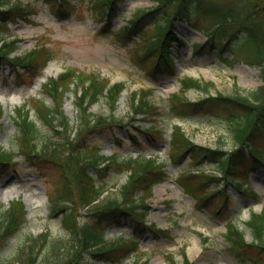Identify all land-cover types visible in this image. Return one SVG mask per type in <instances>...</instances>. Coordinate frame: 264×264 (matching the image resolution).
<instances>
[{"label": "rangeland", "instance_id": "rangeland-1", "mask_svg": "<svg viewBox=\"0 0 264 264\" xmlns=\"http://www.w3.org/2000/svg\"><path fill=\"white\" fill-rule=\"evenodd\" d=\"M10 1L27 3L34 11L26 20L4 24L5 35H9L6 39L18 40L17 49L12 54L23 55L42 46L50 50L51 59L30 84L31 79L23 76V68L9 61L0 63V145L16 150V108L24 102L29 106L28 100L33 97L52 105L51 99L42 91V84L67 67L79 72L82 77L91 74L98 81H121L125 84V90L120 92L115 106H111L102 95L89 107L94 115L115 121H110L111 125L87 128L83 135V150L90 149V146L92 150L98 147L99 154L116 156L118 161L140 156L156 158L164 171L163 179L153 186L151 192L143 195L148 212L137 233H134L135 228L129 218L122 219L119 224H110L104 230L107 241L117 237L122 240L138 238L135 251L120 261L100 264H130L135 257L141 261L146 259L147 264H169L166 255H171L176 264H182L185 255L194 264H249L247 260L236 258L229 250L224 239V223L226 218H231L242 229L244 238L251 240L247 226L249 216L264 209V165L255 162L243 186L254 192V198L250 193L246 197V194L230 186L227 193L234 198L219 213H215L223 202L222 195L205 202L202 194L214 189L207 188L209 183L199 187L197 177H184L185 173L193 171V164L188 163L187 158L172 161L168 155L173 125H179L199 144L224 151L236 147L232 125L220 111L215 108L200 109L178 117L169 109V97L180 92L179 78L183 76H192L210 84V92L214 95H244L259 87L262 84L260 68L241 60L243 47L237 51L240 60H230L228 51L219 53L214 48L194 55L193 46L207 40L210 28L204 19L199 20L197 27L184 19H177L174 27L184 44L178 48L169 47L168 50L176 75L153 73L155 54L146 55V43L140 41L142 35H151L150 25L129 35L124 34L123 27L135 10L151 8L156 5V0H117L118 11L111 23L91 10L93 0H70L72 5L63 11L59 10L58 0ZM241 43V37L236 35L229 40L228 47ZM19 72L22 76H18ZM132 90L147 91L146 98L154 107V112L133 115ZM183 96L197 101L207 94L201 88L191 87ZM63 112L74 130L79 127L82 118L76 95L71 90L64 94ZM30 117L37 122L41 138L50 135L49 127L37 119L32 109ZM143 130H160L157 133L159 138L151 142L142 134ZM132 134L138 136L137 141L131 137ZM63 157H67L64 152L59 154L58 159ZM184 168L189 170L186 172ZM89 169L97 176L95 182L107 188L105 197L119 196L120 185L128 176L125 167L112 165L104 175L96 173L93 167ZM59 173L55 164L38 159L25 160L18 151L13 165L7 169L0 168V214L5 216L10 201L16 198L22 200L27 210L23 227L0 246V264H23L26 259V264H29L24 242L43 230L48 233V242L40 247L34 264L94 262L89 253L84 254L81 263L72 256L73 237L61 223L60 215L52 214L54 197L62 187ZM78 213L81 220L93 218L92 208L79 210ZM153 227L169 229L170 232L163 235L153 231ZM50 242L58 244L51 246Z\"/></svg>", "mask_w": 264, "mask_h": 264}, {"label": "trees", "instance_id": "trees-1", "mask_svg": "<svg viewBox=\"0 0 264 264\" xmlns=\"http://www.w3.org/2000/svg\"><path fill=\"white\" fill-rule=\"evenodd\" d=\"M156 1V5L151 8L135 10L123 27L124 34L129 35L141 31L143 26L150 25L151 35H142L140 41L146 43V55L155 54L153 57L154 67L151 72L176 75L174 63L168 57V50L169 47L178 48L184 44L174 27V21L177 19H184L194 27H197L200 19H204L208 27H213L205 42L193 46L194 55L209 52L214 48L219 53L228 51L231 54L230 60H240L237 51L243 47L241 60L260 67L262 84L244 95H208L198 101H190L183 96L187 89L191 87L208 88L210 84L203 83L191 76H183L179 79L180 92L172 93L169 97V109L178 117L187 116L200 109L215 108L220 111L232 125L233 141L236 143V147L229 152L213 149L194 143L185 135L180 126L173 125L168 150L170 159L178 161L187 157L188 163L195 166L203 163L217 166L222 172L224 180L218 186L220 188L225 186L220 193L224 194L226 201L232 198L231 195L224 193L228 185L234 186L239 192L248 193V190L242 187L248 172L254 168L255 162L264 164V0ZM57 2L61 11L67 9L68 5H72L70 0ZM93 5L94 12L101 18L109 20V23L118 11L117 0H94ZM30 14L32 11L23 2L0 0V63L9 61L23 68L25 70L23 76L31 79L29 84L40 75L41 70L51 59L50 50L41 46L31 49L23 55H11L17 49V41L16 39H6L7 31L3 28L4 24L16 22L18 19H26ZM236 35L241 37L242 43L232 44L228 47L229 40ZM18 76H22V73L19 72ZM86 80H89L87 84ZM104 81L96 80L91 74L82 77L74 69H68L56 78H49L42 84V91L50 97L52 105H47L43 100L34 97L30 101L28 100L29 106H27V102L19 105L16 108L14 119L18 126L16 150L0 145L1 169H7L15 163L18 151L25 160L49 161L60 170L59 181L62 187L53 200V215H60L61 223L73 236L75 241L72 256H75L80 263L84 254L88 253L86 250H90L89 254L94 258L92 264L117 262L135 251L137 239L121 240L117 238L106 241L104 230L110 224H117L122 219L129 218L135 228L134 233H137L138 226L142 225L148 212L143 195L151 192L152 187L164 177L161 163H157L156 158L140 156L118 161L116 156L106 157L99 154L98 147H93L95 150H92L90 146V149L83 150V135L87 132V128L111 125L110 121H115L101 115L94 118V114L89 110L92 103L103 94V90H105L104 96L110 104L115 105L124 87L123 83L106 87ZM78 85H81V91L77 96V103L82 119L78 129L71 135L72 124L62 113V105L65 92L71 90L76 93ZM132 96L135 112L148 114L154 112V107L146 98L147 91H135ZM30 109L35 112L40 122L49 126L50 135L45 138L40 137L37 122L30 117ZM58 125L61 129H58ZM117 125L121 126L122 124ZM141 132L149 141L155 142L159 138L157 133H160V130L158 132L156 130ZM131 137L137 141V135L132 134ZM30 143L35 150L32 155L30 154ZM86 151L89 152L86 153ZM63 152H66L67 157H63L62 160L58 159L59 154ZM105 161L106 163L103 164ZM112 165H122L130 171V174L120 186L118 197H102L100 202H97L96 200L105 191V186L95 182L97 176L89 171V167H93L96 173L104 175ZM215 178L217 179V177ZM212 179H214L212 174L200 173L199 187ZM216 184L211 183L209 186H217ZM250 194L255 197L253 191H250ZM208 199L210 198L206 200L208 201ZM58 200L67 204L58 205ZM89 205L93 209V218L78 223L76 219L78 209ZM26 213L27 210L21 199L10 201L6 215L0 214V246L23 227L27 220ZM247 225L252 233L250 242L244 240V233L236 224L227 223L224 238L229 244V250L236 258L247 260L250 264H264V210L252 213ZM46 238L47 234L41 233L28 237L29 241L24 242L27 246L29 264H34L37 252L46 243ZM49 244L55 246L58 243L50 242ZM26 263L27 259L23 264ZM132 264H136V260ZM169 264H175V261L169 258ZM184 264L192 263L185 259Z\"/></svg>", "mask_w": 264, "mask_h": 264}]
</instances>
